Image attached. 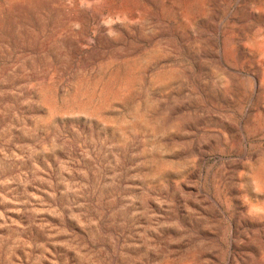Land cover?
Returning a JSON list of instances; mask_svg holds the SVG:
<instances>
[{
    "label": "rangeland",
    "instance_id": "obj_1",
    "mask_svg": "<svg viewBox=\"0 0 264 264\" xmlns=\"http://www.w3.org/2000/svg\"><path fill=\"white\" fill-rule=\"evenodd\" d=\"M0 264H264V0H0Z\"/></svg>",
    "mask_w": 264,
    "mask_h": 264
},
{
    "label": "bare ground",
    "instance_id": "obj_2",
    "mask_svg": "<svg viewBox=\"0 0 264 264\" xmlns=\"http://www.w3.org/2000/svg\"><path fill=\"white\" fill-rule=\"evenodd\" d=\"M257 218V217H256ZM229 222V221H228ZM233 223V222H232ZM231 227H233V226H231ZM232 232V231H231ZM232 243V242H231ZM232 245V244H231ZM230 248H232V247H230ZM229 251H230V249H229ZM228 256V255H227ZM230 257V256H229ZM227 260V259H226ZM229 260V259H228ZM227 263V262H226ZM229 263V262H228Z\"/></svg>",
    "mask_w": 264,
    "mask_h": 264
}]
</instances>
